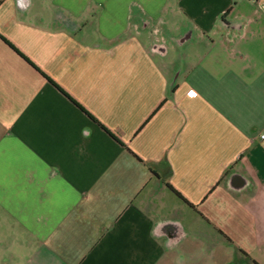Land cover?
Returning a JSON list of instances; mask_svg holds the SVG:
<instances>
[{
	"label": "crops",
	"instance_id": "0c3cea01",
	"mask_svg": "<svg viewBox=\"0 0 264 264\" xmlns=\"http://www.w3.org/2000/svg\"><path fill=\"white\" fill-rule=\"evenodd\" d=\"M262 135L264 0H0V264H264Z\"/></svg>",
	"mask_w": 264,
	"mask_h": 264
},
{
	"label": "trees",
	"instance_id": "16d2710c",
	"mask_svg": "<svg viewBox=\"0 0 264 264\" xmlns=\"http://www.w3.org/2000/svg\"><path fill=\"white\" fill-rule=\"evenodd\" d=\"M227 14H228V13H226V14L224 15V17H223V18H224V19H223L224 21H226V20H225V17L227 16ZM168 186H169L170 188H172L175 192H177V191L174 189V187H173L172 185L168 184ZM177 193H178L179 195H181L179 192H177Z\"/></svg>",
	"mask_w": 264,
	"mask_h": 264
},
{
	"label": "built area",
	"instance_id": "2783aa9c",
	"mask_svg": "<svg viewBox=\"0 0 264 264\" xmlns=\"http://www.w3.org/2000/svg\"><path fill=\"white\" fill-rule=\"evenodd\" d=\"M192 93H194V92H193V91H191V92H190V94H192ZM194 94H196V93H194ZM262 138H264V135H262Z\"/></svg>",
	"mask_w": 264,
	"mask_h": 264
},
{
	"label": "snow or ice",
	"instance_id": "6c2138e0",
	"mask_svg": "<svg viewBox=\"0 0 264 264\" xmlns=\"http://www.w3.org/2000/svg\"><path fill=\"white\" fill-rule=\"evenodd\" d=\"M193 95H194V93H193Z\"/></svg>",
	"mask_w": 264,
	"mask_h": 264
}]
</instances>
